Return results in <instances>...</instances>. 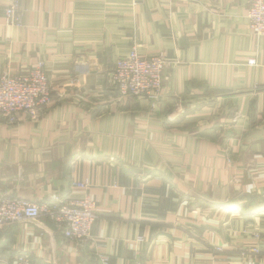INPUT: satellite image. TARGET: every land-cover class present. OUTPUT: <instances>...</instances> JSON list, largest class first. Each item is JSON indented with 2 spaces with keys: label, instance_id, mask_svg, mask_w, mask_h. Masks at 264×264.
I'll return each mask as SVG.
<instances>
[{
  "label": "crops",
  "instance_id": "0c3cea01",
  "mask_svg": "<svg viewBox=\"0 0 264 264\" xmlns=\"http://www.w3.org/2000/svg\"><path fill=\"white\" fill-rule=\"evenodd\" d=\"M20 2L22 28L0 0V76L43 60L54 102L38 123L0 121V195L98 206L84 247L31 221L0 231V260L264 264V37L248 0ZM133 46L170 62L156 102L111 83Z\"/></svg>",
  "mask_w": 264,
  "mask_h": 264
},
{
  "label": "built area",
  "instance_id": "2783aa9c",
  "mask_svg": "<svg viewBox=\"0 0 264 264\" xmlns=\"http://www.w3.org/2000/svg\"><path fill=\"white\" fill-rule=\"evenodd\" d=\"M6 24L23 27L20 0H6ZM249 28L256 37H264V0H248ZM169 60L162 53L143 56L137 46L120 57L111 72V83L119 97L146 98L156 102L162 95L164 73ZM256 66V59L248 61ZM75 71L85 74L88 69L77 65ZM53 85L46 71L45 61L36 67L11 75L4 72L0 76V121L15 126L22 121L38 123L42 111L54 102ZM75 189L86 191V182H74ZM97 202L88 194L79 198H54L48 201H31L18 197L0 195V231L15 224L50 220L68 241L84 247L92 239L91 229L96 221ZM252 253L260 254V247L252 248ZM103 262L108 257L101 256ZM1 264H35L27 255L16 257L13 262L0 260Z\"/></svg>",
  "mask_w": 264,
  "mask_h": 264
}]
</instances>
